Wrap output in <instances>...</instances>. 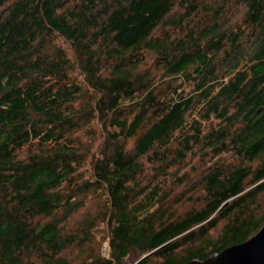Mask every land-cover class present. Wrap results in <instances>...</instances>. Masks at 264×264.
I'll use <instances>...</instances> for the list:
<instances>
[{
	"label": "trees",
	"instance_id": "16d2710c",
	"mask_svg": "<svg viewBox=\"0 0 264 264\" xmlns=\"http://www.w3.org/2000/svg\"><path fill=\"white\" fill-rule=\"evenodd\" d=\"M238 3L0 0V264H185L264 226V0Z\"/></svg>",
	"mask_w": 264,
	"mask_h": 264
},
{
	"label": "water",
	"instance_id": "95a60500",
	"mask_svg": "<svg viewBox=\"0 0 264 264\" xmlns=\"http://www.w3.org/2000/svg\"><path fill=\"white\" fill-rule=\"evenodd\" d=\"M185 264H264V226L248 240Z\"/></svg>",
	"mask_w": 264,
	"mask_h": 264
},
{
	"label": "rangeland",
	"instance_id": "374dc122",
	"mask_svg": "<svg viewBox=\"0 0 264 264\" xmlns=\"http://www.w3.org/2000/svg\"><path fill=\"white\" fill-rule=\"evenodd\" d=\"M219 5H220V7H221V9H217L219 12L221 11V10H223L224 8H230V11H233L234 10V7L235 8H238V9H240V10H242L243 9V6L240 4V3H238V0H219ZM235 10V12L233 13L234 14V17L235 16H238V13H239V11L240 10ZM237 14V15H236ZM170 30V29H169ZM172 32H173V30H172ZM211 122L214 124V125H216L217 123H218V121L217 120H211ZM210 122V123H211ZM87 166H89V161H88V164H87ZM197 173H198V171L196 170V172H193V174H195V175H193V174H191L190 176H196L197 175ZM93 209H94V207H93ZM92 211V209H87V210H85V211H79L78 212V214L76 215V216H74L73 217V220L74 221H78V220H80L83 216H86V215H88L90 212ZM77 223V222H76ZM73 226V225H72ZM102 239V238H101ZM106 251H107V243L104 241V243H103V247H102V252L103 253H106Z\"/></svg>",
	"mask_w": 264,
	"mask_h": 264
}]
</instances>
